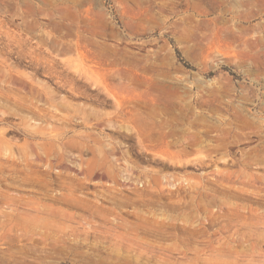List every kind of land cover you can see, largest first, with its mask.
Wrapping results in <instances>:
<instances>
[{
    "label": "rangeland",
    "instance_id": "rangeland-1",
    "mask_svg": "<svg viewBox=\"0 0 264 264\" xmlns=\"http://www.w3.org/2000/svg\"><path fill=\"white\" fill-rule=\"evenodd\" d=\"M0 264H264V0H0Z\"/></svg>",
    "mask_w": 264,
    "mask_h": 264
}]
</instances>
